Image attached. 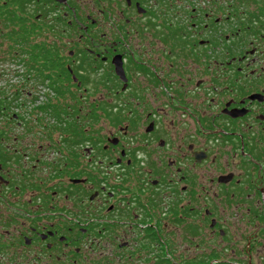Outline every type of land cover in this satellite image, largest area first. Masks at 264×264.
I'll return each mask as SVG.
<instances>
[{"label": "flooded vegetation", "instance_id": "af4514ba", "mask_svg": "<svg viewBox=\"0 0 264 264\" xmlns=\"http://www.w3.org/2000/svg\"><path fill=\"white\" fill-rule=\"evenodd\" d=\"M96 1L0 0V264L264 262V0Z\"/></svg>", "mask_w": 264, "mask_h": 264}, {"label": "rangeland", "instance_id": "374dc122", "mask_svg": "<svg viewBox=\"0 0 264 264\" xmlns=\"http://www.w3.org/2000/svg\"><path fill=\"white\" fill-rule=\"evenodd\" d=\"M217 1L218 2H224V0H217ZM81 2H83V0H81ZM84 2L88 6L89 16L91 18H99L98 17V11L95 9L99 8L100 4H98V2L96 0H84ZM180 2L182 3V1H180ZM106 3L107 2H104L102 5H106ZM93 5L95 6V8L93 7ZM110 29H111V25L109 23H105L104 21L100 22V30L99 31H102V33L108 34V37H109V33H110L108 31ZM52 41H53V39H52ZM103 132H105V130ZM263 263H264L263 261H260V264H263Z\"/></svg>", "mask_w": 264, "mask_h": 264}]
</instances>
